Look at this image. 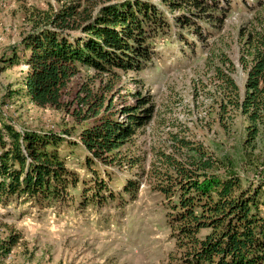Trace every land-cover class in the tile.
Returning a JSON list of instances; mask_svg holds the SVG:
<instances>
[{
    "label": "rangeland",
    "instance_id": "374dc122",
    "mask_svg": "<svg viewBox=\"0 0 264 264\" xmlns=\"http://www.w3.org/2000/svg\"><path fill=\"white\" fill-rule=\"evenodd\" d=\"M139 1L158 6L169 21L189 9L169 11L160 0ZM230 1L219 22L195 20L198 26L193 28L172 23L169 34L156 40V56L142 71L114 69L98 75L94 91L101 85L99 93L118 121H127L123 111L128 107H140L136 114L146 117L121 148V164L95 161L88 166L90 155L78 144L91 118L84 120L90 112L78 101L85 94H78L95 73L82 69L71 80L61 108L54 109L26 97L23 63L6 64L13 50L22 58L21 42L31 30L33 12L56 11L66 0H0V115L21 131H67L70 141L59 153L80 180L67 205L40 209L23 200L0 205V264H176L171 258L178 254L167 224L168 200L155 190L151 177L165 172L163 154L188 161L199 158L200 147L205 159L232 164L243 179L264 180V128L250 141L247 117L229 108L223 112L222 83L213 73L217 66L226 70L218 61L225 54L234 63L233 78L244 94L247 73L239 62L240 34L264 11V0ZM197 27L200 34L193 30ZM224 172L221 168L217 173ZM128 180L140 183L135 197L122 190ZM12 236L18 241L8 249Z\"/></svg>",
    "mask_w": 264,
    "mask_h": 264
},
{
    "label": "trees",
    "instance_id": "16d2710c",
    "mask_svg": "<svg viewBox=\"0 0 264 264\" xmlns=\"http://www.w3.org/2000/svg\"><path fill=\"white\" fill-rule=\"evenodd\" d=\"M118 1L66 0L56 11H34L31 30L21 42L22 58L13 50L6 60L9 66H26L25 95L39 107L61 108L71 80L82 69L95 73L78 94H85L78 101L90 112L84 120L91 118L81 129L78 144L90 155L88 166L95 161L104 166L121 164V148L146 117L136 114L140 107H128L123 111L127 121H118L99 93L101 85L94 91L99 77L114 69L142 71L156 56V40L169 34L172 23L193 28L198 26L195 20L219 22L232 5L230 0H160L169 11L189 8L169 21L156 5ZM254 19L253 26L240 34L239 62L247 73L244 94L233 78L234 63L225 54L218 61L226 70L217 66L213 72L222 83L221 109L247 117L252 124L250 141L264 128V11ZM144 100L137 98L140 103ZM65 135L69 136L67 131H21L0 115V205L22 200L40 209L67 205L80 180L59 153L70 141ZM196 150L199 158L188 161L163 154L165 172L151 176L155 190L168 200L167 224L178 254L171 258L177 259L176 264H264V180L243 179L232 164L205 159L203 149ZM221 168L225 172L217 173ZM139 185L128 180L122 190L135 197ZM17 241L12 236L6 248Z\"/></svg>",
    "mask_w": 264,
    "mask_h": 264
}]
</instances>
